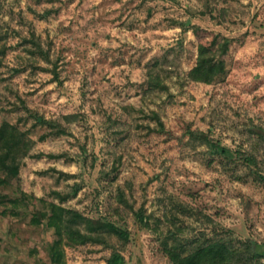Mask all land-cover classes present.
<instances>
[{
    "label": "rangeland",
    "instance_id": "374dc122",
    "mask_svg": "<svg viewBox=\"0 0 264 264\" xmlns=\"http://www.w3.org/2000/svg\"><path fill=\"white\" fill-rule=\"evenodd\" d=\"M201 43L225 62L210 82ZM5 123L24 146L18 177L0 167V264H54L59 234L33 221L53 203L130 232L65 244L67 264L263 244L264 0H0Z\"/></svg>",
    "mask_w": 264,
    "mask_h": 264
},
{
    "label": "trees",
    "instance_id": "16d2710c",
    "mask_svg": "<svg viewBox=\"0 0 264 264\" xmlns=\"http://www.w3.org/2000/svg\"><path fill=\"white\" fill-rule=\"evenodd\" d=\"M214 42H217V39ZM228 48L229 40L225 39L221 44V50L226 52ZM217 55L218 51L214 49L212 43H201L198 61L191 70L192 78L210 82L223 71L225 62L224 60L217 61ZM154 81L153 86H158L161 82L159 78L154 79ZM70 116L66 115L65 117L69 119ZM51 125L57 134L67 132L66 126L59 121L53 120ZM22 141L23 135L16 126L5 123L0 128V167L14 178L18 177L20 173L18 152L22 149V145L24 146ZM217 146L225 151V147L221 144ZM12 201L14 204H18L20 199H13ZM38 212L34 214L33 221L40 223L43 216H46L48 223L54 226L59 234V238L54 241L51 247V258L54 264H67L65 244L73 245L86 242L89 239H94L98 232L111 230L124 238H130V232L127 229L118 227L112 221L88 217L79 211L68 209L56 203L51 205L50 213ZM140 218L146 222L142 213ZM242 246H235L225 238H218L207 244L199 245L187 253L177 249H169V255L172 264H259L260 259L264 258V243L257 245L252 241H243ZM110 262L111 264H124L125 258L120 253H114Z\"/></svg>",
    "mask_w": 264,
    "mask_h": 264
}]
</instances>
